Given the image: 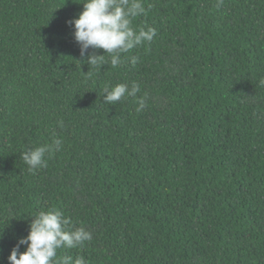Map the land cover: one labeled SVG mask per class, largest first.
<instances>
[{"label":"trees","instance_id":"1","mask_svg":"<svg viewBox=\"0 0 264 264\" xmlns=\"http://www.w3.org/2000/svg\"><path fill=\"white\" fill-rule=\"evenodd\" d=\"M0 264H264V0H0Z\"/></svg>","mask_w":264,"mask_h":264}]
</instances>
